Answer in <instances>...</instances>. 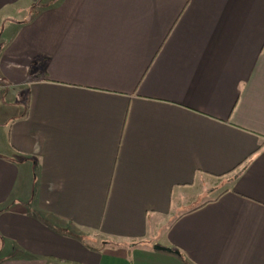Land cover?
<instances>
[{"label": "crops", "instance_id": "0c3cea01", "mask_svg": "<svg viewBox=\"0 0 264 264\" xmlns=\"http://www.w3.org/2000/svg\"><path fill=\"white\" fill-rule=\"evenodd\" d=\"M31 16L0 38V264H264V0Z\"/></svg>", "mask_w": 264, "mask_h": 264}, {"label": "rangeland", "instance_id": "374dc122", "mask_svg": "<svg viewBox=\"0 0 264 264\" xmlns=\"http://www.w3.org/2000/svg\"><path fill=\"white\" fill-rule=\"evenodd\" d=\"M47 0H35L34 3L30 5V2L28 0H22L20 3H18L16 6L6 8L5 10L0 12V38L3 40L5 38V28L8 26H11L10 23H14L16 18H22V21H26L30 19L32 14L34 13L35 10L38 8H41L44 3ZM33 9V12H31ZM0 40V42H1ZM15 93H12V91L6 92L4 94V100L6 98V101L10 102L11 96L16 95L17 99V104L19 109H22V106L25 105L26 101V96L23 93V90H15ZM15 105V104H14ZM16 106V105H15ZM9 122L7 119L2 118L0 120V140L5 142L6 140V135L8 132V126Z\"/></svg>", "mask_w": 264, "mask_h": 264}, {"label": "water", "instance_id": "95a60500", "mask_svg": "<svg viewBox=\"0 0 264 264\" xmlns=\"http://www.w3.org/2000/svg\"><path fill=\"white\" fill-rule=\"evenodd\" d=\"M153 248L155 250H162V251H167V252H175V253L178 254L177 251H172L170 248L162 247V246H159V245H154Z\"/></svg>", "mask_w": 264, "mask_h": 264}, {"label": "trees", "instance_id": "16d2710c", "mask_svg": "<svg viewBox=\"0 0 264 264\" xmlns=\"http://www.w3.org/2000/svg\"><path fill=\"white\" fill-rule=\"evenodd\" d=\"M0 49H1V44H0Z\"/></svg>", "mask_w": 264, "mask_h": 264}]
</instances>
